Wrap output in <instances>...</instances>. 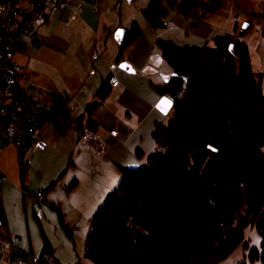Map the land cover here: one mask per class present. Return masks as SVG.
Returning <instances> with one entry per match:
<instances>
[{"label":"trees","instance_id":"obj_1","mask_svg":"<svg viewBox=\"0 0 264 264\" xmlns=\"http://www.w3.org/2000/svg\"><path fill=\"white\" fill-rule=\"evenodd\" d=\"M195 7L203 14L198 16ZM233 7V0H148L140 14L156 30L165 25L170 8L197 26L206 14ZM140 35L139 24L131 20L123 29L116 63ZM211 42L208 48V42L177 46L170 39H155L173 72L166 83L155 85L170 99L171 117L155 126L153 149L138 165L118 166V183L90 217L83 256L92 264H215L239 242L248 222L256 225L262 248L260 254L251 249L249 258L264 261V97L247 45L228 35ZM109 80L88 104L78 141L96 131L90 115L110 93ZM47 205L67 229L58 205Z\"/></svg>","mask_w":264,"mask_h":264},{"label":"crops","instance_id":"obj_2","mask_svg":"<svg viewBox=\"0 0 264 264\" xmlns=\"http://www.w3.org/2000/svg\"><path fill=\"white\" fill-rule=\"evenodd\" d=\"M257 2V0H234V7L230 12H223L226 13L227 18L230 17L228 23L221 21L217 24L215 20L217 11L211 13L213 18H208L209 23L206 22L207 16L205 15L203 21L194 27L191 25L192 20L184 19L173 8H170L163 17L165 25L161 27L163 32L159 35L155 34L156 30L137 22L141 25L142 35L143 33L149 34L151 37L149 41L153 44L156 38L163 35L164 39H170L176 45L174 36L177 35L184 39L183 45L196 44L192 46H198V44L211 41L212 37L218 35H228L239 39V36L245 33L243 30L248 27V25H243L238 31L237 25L241 20L240 17L243 14L250 20L249 14L254 13ZM72 4L78 13L72 25L67 26L61 23L57 14H50L44 20L35 21L33 28L41 38V45H31L27 39L17 41L13 48V61L24 67H34L26 89L28 97L41 106L57 112V117L40 133L44 135L49 129H58L74 138L76 143L80 141L78 139L81 130H84L86 125L87 106L95 100V93L101 83L111 76L119 82L116 90H112L104 103L97 106L91 113V118L97 123L96 131L92 134L85 133L81 140L82 146L77 149L78 156L85 152L92 157L90 152L93 153L92 150L96 145H98V150L105 145V151L100 153L103 160L100 164H96L98 174L103 169V165L119 172L118 166L125 168L136 166L142 161L143 156L153 149V130L171 112L170 99L155 87L159 82L152 78V75L145 76L140 72L148 58L159 53L151 46L145 57L138 62H133L125 56L124 52L123 59L116 63V54L123 29L129 22H123L121 18H118L117 22L106 19L103 13L96 16L81 0H72ZM104 4L105 0L103 8ZM258 8L264 19V3ZM127 12L126 15L130 16V10ZM234 13H236L235 17ZM84 23L96 31L97 42L98 37L101 38L104 46L101 48L98 43L101 53L93 62L90 61V54L82 51L83 44H89L91 41V37L80 32ZM149 29L152 32H148ZM188 34L191 38H187ZM122 61L129 63L135 72L129 74L119 69L118 65ZM90 66L93 72L88 74ZM113 67L116 69L112 73ZM108 83L110 84V80ZM164 101L170 103L165 105ZM102 113L106 123L102 121ZM88 142L96 144L90 146ZM137 152H140L141 158L136 154ZM82 157L84 156H80L78 160L80 161ZM77 181L72 190L78 187L79 181ZM16 206L20 212L21 207ZM4 214L6 224L9 221L12 225L11 228L8 225L6 227L12 229L19 237L17 231L21 227L20 223L12 221L5 211ZM25 244L31 247L29 240L27 243L25 241Z\"/></svg>","mask_w":264,"mask_h":264},{"label":"rangeland","instance_id":"obj_3","mask_svg":"<svg viewBox=\"0 0 264 264\" xmlns=\"http://www.w3.org/2000/svg\"><path fill=\"white\" fill-rule=\"evenodd\" d=\"M257 1L254 13L250 12L249 14L251 19H247L242 14L237 26L238 31H240L243 25L249 23L248 27L243 30L245 33L239 36V40L247 45L252 73L257 76L256 79L264 97V19H262L258 8L264 3V0ZM147 2L148 0L129 2L127 0H105L102 13L106 15V19L116 22L118 18H121L123 22L127 21L128 23L135 20L143 26H148L140 14V8ZM126 9L127 11L130 10V16L126 15ZM223 12L227 13V11H218L216 14L217 24L221 21L225 23L230 21V17L227 18L226 13ZM254 15L256 16L253 18ZM206 16V22H208V18H213L211 14H206ZM141 25L139 24L140 28ZM161 29L163 28L156 29L155 34L159 35L160 32H163ZM149 30L148 32H152L151 29ZM163 37V35L160 36V38ZM174 37L177 46L196 45H183V38L181 39L177 35ZM150 38L149 34L143 33L139 39H136L137 42L135 40L134 44L131 43L132 45L130 44L125 48V56L133 62H138L147 55V50L151 46L159 53L155 44L149 41ZM187 38H191L190 34L187 35ZM98 43L101 48L104 47L99 37ZM202 45L204 43L198 44L197 47ZM205 46L211 48L213 44L209 41ZM172 73L170 65L166 61H162L158 74L152 75V78L160 83L163 81L161 76H170ZM170 117L171 114L163 122H166ZM102 121L106 123V121L104 122V115ZM88 143L90 146L96 144L94 142ZM80 146H82L81 140L76 143L74 138L65 132L58 131V129L52 128L44 135L42 133L36 135L30 147L25 150V172L22 177H19L18 163L13 147L0 148V171L14 187L25 190L20 212L17 204L12 202L9 197L6 198L4 192L0 194L6 215L8 213L12 221L19 222L21 225L17 231L21 239V246L27 247L25 241L27 243L29 240L34 253L39 252L43 246H48L58 264H92L89 258L83 256L84 238L89 226V219L102 203L105 195L116 186L120 178L117 170L113 171V168L106 165H103V169L98 174L96 164H100V161L103 160V156L98 152V145L92 150L93 153L90 152L92 157L85 152L78 156L77 149ZM102 147L106 149L105 145ZM261 150L264 155V147ZM82 155L84 157L79 161L78 159ZM73 179L79 181H77L78 187L71 190L72 192L67 191L66 186L69 187V183ZM53 181L56 183L48 189ZM46 188L48 190L44 192L43 190ZM41 194H44L45 200L41 199ZM51 201L55 202L61 209L63 220L68 226L67 229L66 226L64 227L58 222L57 215L47 205ZM262 209L264 210V201L260 210ZM7 225L12 227L9 221ZM253 248L260 254L262 250L261 237L256 225L253 222H248L242 230V237L239 242L215 264H264V261L259 257L249 258V253ZM207 261L204 264H210Z\"/></svg>","mask_w":264,"mask_h":264},{"label":"built area","instance_id":"obj_4","mask_svg":"<svg viewBox=\"0 0 264 264\" xmlns=\"http://www.w3.org/2000/svg\"><path fill=\"white\" fill-rule=\"evenodd\" d=\"M86 3L93 14L100 16L104 0H81ZM198 16L204 10L195 7ZM128 14L127 10L125 11ZM50 14H57L59 21L72 25L77 17L72 0H0V148L13 147L19 177L25 172L24 151L27 144L42 132L43 128L57 117V112L41 106L28 97L26 89L29 84L33 66L24 67L13 61V48L21 39H27L31 45H41V38L34 30L37 20H44ZM80 32L91 37L89 44H83L82 51L90 54L93 62L100 56L96 31L84 23ZM116 67L112 68V73ZM93 72L92 67L88 74ZM111 91L116 90L119 82L110 77ZM110 91V92H111ZM63 97H66L63 95ZM104 147L98 152L103 153ZM21 207L24 189L14 187L0 171V194ZM58 264L48 246H43L34 253L31 247L21 246L20 238L10 228L0 230V264Z\"/></svg>","mask_w":264,"mask_h":264},{"label":"water","instance_id":"obj_5","mask_svg":"<svg viewBox=\"0 0 264 264\" xmlns=\"http://www.w3.org/2000/svg\"><path fill=\"white\" fill-rule=\"evenodd\" d=\"M162 61L163 59L159 54H154L150 56L148 60L146 61L145 66L140 70L141 74L145 76L157 75ZM118 68L129 74H133L135 72L133 68L125 61L121 62L118 65ZM161 78L163 80L162 82L166 83L169 79V76H166V77L161 76ZM217 149L222 150L223 148L220 146H217Z\"/></svg>","mask_w":264,"mask_h":264},{"label":"snow or ice","instance_id":"obj_6","mask_svg":"<svg viewBox=\"0 0 264 264\" xmlns=\"http://www.w3.org/2000/svg\"><path fill=\"white\" fill-rule=\"evenodd\" d=\"M163 103H164L165 105H167V104H169L170 102H168V101H164Z\"/></svg>","mask_w":264,"mask_h":264}]
</instances>
